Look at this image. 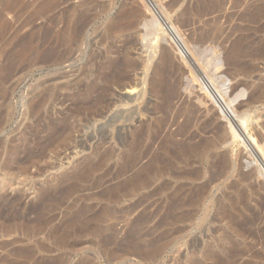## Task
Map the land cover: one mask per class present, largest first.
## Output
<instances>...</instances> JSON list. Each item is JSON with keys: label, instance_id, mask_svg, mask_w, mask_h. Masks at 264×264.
<instances>
[{"label": "bare ground", "instance_id": "1", "mask_svg": "<svg viewBox=\"0 0 264 264\" xmlns=\"http://www.w3.org/2000/svg\"><path fill=\"white\" fill-rule=\"evenodd\" d=\"M210 1H212V0H210ZM210 1H208L209 4L211 3ZM224 1L225 0H219V4H220V2H224ZM238 1H240V0H238ZM260 1H262V0H260ZM0 2L2 4V6H1L2 8H0V44L5 42V43H7L6 45H9L8 42L13 43V41L16 37L15 36L14 38H11V39L9 38L10 40L9 39L7 40V35L10 33V29L12 28L10 22L8 21L9 19L8 20L6 19L7 13L9 14V13L18 11L21 14L23 12L26 14V12L28 11L27 13H29L30 12L29 10L31 9L30 18H29L31 21H34L37 19L45 20L44 24L40 28H34L28 35H26L25 37H22L20 40L17 41L15 46L20 48L18 51H15L16 48L14 49L13 47L12 48L14 49L13 51H15V53H13V51L9 52V50L6 49V50H8L7 51L8 53L6 52L7 55L4 54L5 55V62L3 61V64L4 63L5 64L2 67H0V102H2V104H3L4 96L6 95V91H7L8 87H10L9 84L11 83L12 76L14 75L13 74V72H14L13 68L15 69V67H16L15 64H17L19 62L21 63L22 61H25L26 63H28L27 65L29 67H31V69H32V67H37V69L41 68L40 70H42V68L43 69L44 68L46 69L47 67L49 68L50 66L64 67L63 65H65L67 63H73L74 61H76L78 59L77 57L79 55L82 56L84 54L83 46H85V45L87 46V42H88L87 41V33H89V28L93 25L92 23L94 21L93 20L94 16L90 15V11H92L96 7L92 8V10L89 11V9L83 8L86 6L83 4V6L81 5L83 9L80 8L78 5L79 9H77V7H76V9L74 7H69L65 11L62 10V12H60V13H58L59 11L57 13H55L56 10L61 5L65 4V2H67V1H65V0H36V1H34L35 4H33V5L31 4L32 3L31 0H30L31 3L30 2L25 3L24 0H0ZM86 2H88V0ZM132 2L135 3V1H132ZM149 2H151L150 5L149 6L146 5V7L143 9H145L148 14L153 13L155 15V12L156 11L158 12V10H159V4L158 5L155 4L153 0H149ZM206 2H207V0H206ZM257 2H258V0H257ZM134 3L132 5H138V4H134ZM216 3H218V1ZM226 3H228V1ZM239 3H241V2H239ZM247 3H245V4H247ZM87 4H89V2ZM140 5L138 6L139 9L141 7ZM172 5L174 6V4H172ZM103 6H104V4H103ZM124 6H127V5L126 4L122 5V7H124ZM213 6H214V4H213ZM136 7H134V8L132 7V9H130V10H124V8H123L122 9L123 11L119 12L116 16H109L108 17L110 19V21L108 23H106L105 27L102 29L101 34L99 35L100 42L104 46L106 44V48L104 51H102V53H98L99 52L98 51L97 53L95 52V54H94V52H93V54H92L91 51L95 50V49H92L90 51L92 55H89V57L87 56L89 59V63L87 65L85 64L86 66L84 67V69H82V71H81L82 73L79 77H77L73 82H69V83L62 85V86L53 85V86H50L48 88L46 87L45 89L41 90L40 93L34 97V99L30 100V102L32 101L30 103V105L32 106L31 107L32 108L31 117L37 116L38 121L36 119H35V121L38 124L35 123V126H32V125H34V124H32L31 125L32 127L29 128L27 130V132H24L22 135H20L19 139H17L16 141L11 140L9 144H7V142L3 143V141L1 142L2 144L0 143L1 144L0 145V150H1L0 151L1 152L0 157L1 158L3 157L1 168H0L2 175H3L2 179L0 181V230L4 236L11 237L12 234L15 233V231L21 229L22 236L25 239H34L35 237H37L39 235L45 234L46 230H48L49 226H51V223H53V221L56 220V219L50 220L49 218H48L49 220L48 219H42V217H45V216L38 215V216H36L34 221L39 216L41 217L40 219H42V220H39V221L37 220V222L31 223V224L29 222H27L30 219L27 220L25 217L24 218L27 221H24L23 224H19V222H21V221H19L20 219L18 220V218L17 219L15 218L16 220L19 221L18 224H14L13 223L14 217L12 219L9 218L10 220L8 219V223L3 221V219H6L5 217L7 216L6 211H8L9 213L12 212L11 210L13 209L12 208L13 204L15 202H17V201H14L17 199H12V197L8 193L3 192V189H5V187L12 188V186H13L12 181H13L15 173L18 172L19 174H22V175L27 174L29 169L31 168L30 165H34L36 162L40 163L42 160H44V158H46L47 154L51 150H53V149L55 150V147L65 146L66 143L68 144V141L71 140V138L73 139V137H71L72 134H73L72 136H74L73 132H75V131L77 132L78 129L81 128L79 125V123L81 121L83 123V121L89 122L91 120L98 119L99 117L104 118L105 113L110 111L111 109L119 107V106L128 105L129 101H131V99H130L131 97L130 98H128V96L126 97V94H125L126 98L120 97L118 95H121L122 93L118 94L117 91H119V92L129 91L130 93L134 94V92L139 88L140 81H138L136 78V80L139 82V84H137L136 83L137 81L132 76L135 77L138 70L140 71L141 64H140V62L136 61V60H138V59H135L136 56L134 58L132 56V54H135L134 51H136V50H134L133 53L131 51V50H133L132 48L134 47V45H137V44H135L134 40H136V41H138V40L137 39L132 40V38H131L130 39L131 41H130L126 37H128V35H131V34H128L127 36L125 35V34H127L126 32H130L132 30H134L133 32H137V30H138L136 28V26L138 24V20L141 18L142 12H140L138 7L137 8ZM142 7H144V6H142ZM176 7H177V5H176ZM188 7H190V6H188ZM200 7H201V5H200ZM233 7H234V5H233ZM111 8H112V5H111ZM238 8H240V7H238ZM209 9H212V8H209ZM223 9H224V7H223ZM172 10H173V8H172ZM219 10H221V8ZM141 11H143V10H141ZM189 11H190V9H189ZM214 11L216 12V10H214ZM117 12H118V10H117ZM211 12H212V10H211ZM188 13L189 12H187V14ZM207 13H209V12L207 11ZM164 14L161 13L162 16ZM227 14H228V12H227ZM244 14H245V12H244ZM244 14H242V15H244ZM246 14L250 18L249 21H255L256 22V20L263 19L264 18V6H262V4H261V6L257 5L256 8L252 9V11L249 10ZM19 16L15 17L16 20H17V18H18V20L21 19V18H19ZM106 16H108V15H106ZM166 16H170V13H169V15L167 14ZM233 16H234V14H233ZM25 17H27V14ZM147 17H148V15H147ZM152 17H151V20L148 19L146 24L143 23L144 19H143V21L141 19L143 24L140 23L141 25H139V27L142 26V28H143L146 25L145 28H147V30L145 28H143V29H145L146 34L142 35L141 39L143 38L146 41L147 37L149 38L150 37L149 35L152 34V32L155 31L157 28V30L159 29V31H157V32H160L163 34L168 33L170 36L175 38V40L177 39V41H178L179 37L176 36V33H177L176 31H178L179 29L176 30L174 27H171L170 26L171 21H170V25H169L168 18L161 17V21H162V25H161L160 23L156 22L157 20L155 21L154 19H152ZM155 17H156V15H155ZM189 17H188V19H189ZM245 17H246V15H245ZM216 18L217 17H215L214 19H216ZM25 19L26 18H24V20ZM29 19L27 18V20L23 23V26H26L29 24V22H28ZM146 20L147 19H145V21ZM14 21H15V19H14ZM181 21H183V20H181ZM191 21H190V23H191ZM19 22H20L19 24L21 25L22 24L21 20ZM195 22H196V20H195ZM218 22H216V23H218ZM222 22H223V20H222ZM227 22L228 21H226V23ZM15 24H17V23H15ZM181 25H182V23H181ZM98 29H99V27H98ZM135 29H136V31H135ZM216 29H218V28H216ZM12 30H15V28H13ZM95 30H97V29H95ZM174 30H176V31L174 32ZM146 31H151V32H149L150 34L148 35V32H146ZM180 31H182V30H180ZM261 31H262V29H261ZM15 32L13 34H15ZM11 33H12V31H11ZM94 33H96V32H94ZM25 34H27V33H25ZM153 34L156 35L155 32H153ZM209 34H207V35H209ZM135 35H137V34H135ZM139 35H137V36L139 37ZM197 35H198V33H197ZM151 36H153V35H151ZM203 36H201L202 39H203ZM223 36H224V34H223ZM225 36H227V35H225ZM228 36H229V34H228ZM230 36H232V35H230ZM8 37H12V34H11V36H8ZM131 37H134V35L132 34ZM95 38L96 37H94V39H93L94 41H95ZM141 39H139V40L141 41ZM204 39H205V37H204ZM244 39H243V41H244ZM5 40H7V41H5ZM155 40H157V39H155ZM237 40H238V38H237ZM109 41H111V42H109ZM91 42H93V41H91ZM107 42H109V43H107ZM239 42H242V40ZM136 43H138V42H136ZM152 43H153V41H152ZM161 43H163V42H161ZM89 44L91 45V43H89ZM97 44H98V42H97ZM118 44H121V47H119ZM143 44H145V43H143ZM91 46H92V48L94 47V45H91ZM104 46H102V47H104ZM231 46H233V45H231ZM234 46L235 47H233L234 49H233V53H232V55H234V59L230 58V57H232L231 55L229 56V58L232 59V61L235 60L234 62H232L233 64L238 65V63H236V62H238L239 59L244 55L245 45L243 47L242 43H237L236 45L234 43ZM246 46H248V45L246 44ZM147 47H149V46H147ZM162 47H165V46H162ZM186 47L187 46H185V48ZM138 48L139 47L137 46L136 49H138ZM246 48L249 49V47H246ZM263 49H264V47H263ZM166 50H168V49H166ZM195 51H196V49H195ZM254 51H255V49H254ZM90 52H89V54H90ZM229 52H227V53H229ZM2 53H3V51H2ZM261 53H263V52H261ZM252 54H250V56ZM247 56H249V55H246V53H245V57H247ZM254 56H256V54ZM144 57H146V56H144ZM149 58H150V56H149ZM158 58H160V61L157 64L155 63V66L153 68V72L151 71L152 75L150 76V79L147 78L149 80V82H148L149 83V88H148L149 90L148 89L147 90L149 91L151 96L155 97L157 102L155 103L154 106L152 103L153 109L150 108V111L148 110L149 108H146V110L143 112L141 111V115H143V116L145 115V112L149 113L151 115V118H153L154 122L149 124L148 122L146 123L145 121L144 122L139 121L138 122L139 126L137 128H135L134 130H132V132L130 131L131 132L130 134L127 131L126 132L127 134L123 135L121 132H119V133H117L116 137L113 136L112 139H116L118 144L121 146L122 151L120 154H118V152H117L119 150H117V151L114 150V147H109V148L104 149L105 146L107 144H109L110 133L108 132L109 135L107 134V132L103 133V135H101L102 136L101 143L98 145V147L96 149H94L91 152V154H89L81 163L77 164V166H75L70 172H66V173L62 174L59 182H57V183H59V186H55L52 189L48 188L47 191L43 195H40V197L37 198V201L40 204L44 205V204L48 203L47 205H49L51 200H50V202L48 200L50 198L52 199L54 194H56V191H58V190L59 191L61 190V192H59V193L60 194L62 193L64 200L67 198L71 199L70 197H72L77 192L79 193V191H80L79 189L81 187L80 183H82V182H86V183L89 182L90 186L93 187V189H95L96 187H98L104 183H107L109 177H112V180L113 179L117 180L118 178L124 177L128 173L132 172L134 174L131 175V178L129 177L130 179L128 178V181H126L125 183H120V184L118 183V185L111 187L110 189H107V191H103V193L100 194V196L97 199L100 202L105 201L107 203L106 206H100L99 208L96 207V209H95V207L92 208V206L90 208H88L87 206H82L81 208H78V209L72 211L71 214L66 215L65 218L61 222H59L58 224L51 227V229L48 231V234H46V235H48V237L51 240H53V244L55 247V249L53 248L54 250L52 248H48L49 246L46 247V246L41 245L40 243L38 244V247L43 251H47V253L58 252V251H63L65 249H67V247L70 243V240L72 238H82V239L87 238V239H89V243H93L94 241H97L94 245L95 246L97 245L99 247V251L102 252L101 254L105 253L109 256V263L110 264L117 262V261L123 262V261H126L132 257L142 259L145 261H149V262L150 261L155 262L157 259H159V257L169 247H171L173 249L177 245H179L183 240H185V238L188 236V234H190L189 230L193 226H197L199 228H202L206 224H211V225L213 224L215 226V227H213V228H215L214 230H212L211 228H209V229L207 228L208 232H210V235L207 237V239L204 236L205 239L203 241H201L200 239L197 240L196 238L194 239V241L192 240L193 242L190 243L191 244L190 246H188L189 247V256H188V252H187L188 258H186V262L183 263L182 260H180V263L182 262L183 264H264V227H259L258 229H253L252 225L255 224L260 219V216H259V214L257 215L256 214L257 212L255 213L251 209V207L249 206V202L251 201L252 196L253 195L255 196L257 194V186H255L251 183L252 176H254L253 178H256L255 177L256 175H254L256 172L254 174H251V175H249V174L247 175L245 173H244V175H241V173H240V176H238V178L236 177L237 180L235 182L231 183L229 186H225L226 191L221 192L222 196L220 198L217 196L215 197V191L220 190V188L222 186L221 181L222 180L226 181V179H228L230 177V175L235 171V166L229 157L230 155L228 156L229 153L221 152V149L223 148V146L225 144H227V143L230 144L229 142H232V141L233 142L231 144L235 143L234 142V134H233V132L229 131L230 129L228 130L224 125H222V123L219 122L217 114H213L210 117L199 116V114L201 115L202 112L200 113V111L198 109H196V107L193 106V104L188 105V103H187L188 106L183 105V106H180V108L178 110H176L175 116L173 118L174 121H172V122H174V124H173V126L171 125L172 127H175V125H177L176 126L177 128L175 127L176 128L175 131L174 132L170 131L165 136H163L162 133H163L166 125L168 124L167 123L169 121L168 118H169L170 114L174 112V110H173L174 109V103L176 101L180 102L181 94L179 93V88H178L179 82H178V79L176 78V74L178 73L177 68L179 69V67H177L178 65L177 66L175 65L171 55L167 51H163L161 57H158ZM3 60H4V58H3ZM84 60H85V58H84ZM193 60H194V58H193ZM208 60H210V59H208ZM215 61H217V60H215ZM224 61H226V60H224ZM216 63H218V61ZM245 63H247V61ZM219 64L220 63H218V65ZM27 65H24V66L28 67ZM240 65H241V63H240ZM243 65L246 66L245 64H243ZM142 66L144 68V65H142ZM229 66H231V65L229 64ZM69 67H71V66H69ZM80 67H81V65H80ZM237 68H239V67L237 66ZM237 68H235V69H237ZM55 70H56V68H55ZM242 70H243V68H242ZM142 71H143V69H142ZM244 71L246 72L245 69H244ZM200 72H202V71H200ZM200 72H199V75H200ZM73 73H75V72H73ZM133 74H135V75H133ZM219 74H221V73H219ZM240 74H241V72H240ZM61 75H63V74H61ZM204 75H205V73H204ZM186 76H188V75H186ZM221 76H223V75H221ZM228 76H227V78H228ZM241 76H242V74H241ZM202 77H203V75H202ZM210 77H211V75H210ZM210 77H209V79H210ZM138 79H140V78H138ZM144 79H143V81H145ZM53 81H54V79H53ZM216 81L218 83V85L216 87L217 91L214 90L215 87H214V89L212 88V85H215L216 83L215 84L213 83L210 86L211 92L209 91L210 89L209 90L206 89L207 87H205L204 89L208 90V92L211 93L209 95H211V97L213 99H215L220 105L224 106L223 101H222V97H224L223 92L226 89V81L227 80L226 81H224V80L218 81L216 79ZM48 82H46V83H48ZM203 82H202V84H203ZM44 83L45 82L43 81L42 85H44ZM142 85H144V84H142ZM40 86H41V84H40ZM140 86H141V84H140ZM242 86H243V84H242ZM263 86H258L256 93L255 94L252 93L254 95H251L252 96L251 98L249 97L250 100L248 102H246L247 104L245 105V108L254 107V105L257 104L258 102H260L262 99L264 100V87ZM237 88H236V91H237ZM184 89L186 90V88H184ZM233 89H234V87H233ZM9 90H11V89H9ZM65 90H68V93L70 91V93L69 94L67 93V95L61 94V92H64ZM142 91H143V89H142ZM228 91H229V89H228ZM228 91H226V92H228ZM132 94H131V96H133ZM183 94H184V92H183ZM237 95H239V94H237ZM238 97H240V96H238ZM230 98H232V97H230ZM233 99H234V97H233ZM233 99H231L232 102H233ZM58 100H60L62 105H64V104L67 105L66 104L67 102H69L70 104L67 105L68 109L65 112L66 114H61L58 116L59 113L57 115L55 113H53V115L55 114V116H56V118H54L55 116L52 117L51 112L49 110V107H51V105H52L51 103H56V102H58ZM215 100H213V101H215ZM225 100H227V99H225ZM118 103H120V105H118ZM218 103H217V105H219ZM243 103H245V102H243ZM261 104H263V103H261ZM53 106H54V104H53ZM57 106H58V104H57ZM148 106H146V107H148ZM229 106L230 105H228V107ZM135 107L136 106H134L133 108H135ZM124 108L126 109V107H124ZM133 108L131 107L130 108L131 110L128 111L130 114H131L130 111H132ZM2 109L3 108H1V103H0V110H2ZM125 109H123V110L126 111ZM58 110L60 111V109H58ZM64 110H65V108H64ZM117 112H119V111H117ZM227 112H228V110H227ZM249 112L246 109V111L244 113L248 114ZM1 113L3 114V112L0 111V120L2 119ZM112 113H114V112H112ZM120 113H122V112H120ZM126 113H127V111H126ZM114 114H116V113H114ZM118 114L119 113H117L116 115H118ZM123 114L120 115V117H118V119L116 118L117 117L116 116L115 121H112V122L110 121L111 123L109 122L110 124L109 123L107 124V125H109L108 127H112V128L116 127L115 123L117 121L121 122L122 119H124V121H127V123H128V121H131V120L135 121L134 116L138 115L136 111L133 112V114H131V116H129V117H125ZM126 116H128V114ZM138 117H139V115L137 116V119H138ZM241 117H242V114H241ZM111 118L113 119V117H111ZM148 119H149V117H148ZM180 119H183V121L179 122ZM33 120H34V118H33ZM31 122H32V120H31ZM231 122H233L234 126L237 129V132L239 133V134H237L238 138L243 136V139L246 141V137L244 138V134H242V131H241L242 128L240 130V127L238 126V124H236V122L234 121V119H232V117H231ZM244 122H245V120L242 123L244 124ZM123 123H125V122H123ZM91 124H92V122H91ZM131 124H132V122L130 123V125ZM259 126H260V130L255 132V134L253 135V138H254V142L258 146L257 148H259V151H260L261 146H259L258 143L260 144V140L262 141V135L264 137V123L261 125L259 124L258 127L256 125L257 128H259ZM118 127H120V126H118ZM195 127H197V130H194ZM0 129H1V127H0ZM107 129H110V128H107ZM118 131L123 132V128L118 129ZM107 135H108V137H107ZM247 136H248V134H247ZM99 137H100V135H99ZM250 138H252V137H250ZM254 142H253V144H254ZM97 143H99V142H97ZM244 143H246V142H244ZM67 144H66V146H67ZM155 144H157V146H158L156 151L153 150V146ZM111 145H112V142H111ZM248 146L250 147V144ZM252 147L253 146L251 144V152H253V155L255 157L254 159L257 160V163L259 164V168L261 170L260 176L262 175L261 177H263L264 176V151L262 150L263 147L261 148V150H262L261 151V157L256 152L257 148H255V150H254V147L253 148ZM56 149H58V148H56ZM60 149H63V147ZM144 160H147V162L139 168V166L141 165V163ZM115 161L118 162V164H120V165H119V168L117 169V171L115 172V174L113 175L111 173V170L110 169L108 170V167L111 163H113ZM116 167H118V166H116ZM259 168H257L256 170L258 171ZM242 169H241V171H242ZM113 171H114V169H113ZM258 172H260V171H258ZM260 176H259V178H260ZM123 181H124V179H123ZM172 182L175 184L178 182H183V184H181L179 186H174V184ZM219 182H221V183H219ZM153 184L155 186L157 185V187H155L156 189H154V191H152L153 193L150 192L148 195L144 196V200L145 199L149 200L151 198L157 199L156 200V203H157V205H156V207H157L156 213L157 214L156 215H159V221L157 223V229L166 228L165 231L160 233L161 234L160 238L157 240H153V238L150 241L143 240L145 237L151 236V234H152V233L149 234V232L145 233L144 229L141 228L143 225H145L144 228L147 225H149L148 221L150 220V216L149 215L147 216V214H146V216L142 215L138 219L136 218V221L134 220L135 221L134 223L130 222L131 224H128V226H127L129 228L128 232L125 234V236L123 238L120 239V232H118V230L116 229V225L114 223H111V222L114 219L119 221L120 218H115V214L117 212H123V211H116L115 212L114 209L112 208L113 206L111 207V205H115V206L121 205L125 201V199H127L129 197H134L137 193L150 189ZM44 185H41L40 188L42 189V187ZM64 185H65V188H61V186L64 187ZM35 189H36V187H35ZM84 191H87V189ZM5 192H7V191H5ZM81 196H82V194H81ZM257 196H258V194L256 195V198H260L259 196L258 197ZM22 197H24V196H22ZM261 199H258V200H261ZM46 201H48V202L45 203ZM53 201L51 203H53ZM58 201H60V199ZM250 203H252V202H250ZM255 203H256L257 207H260L259 206L260 204L259 205L257 204L258 201ZM62 204H61V206H62ZM139 204L140 203L137 202L133 206V210H135L139 206ZM39 205H36V207ZM262 206H264V205H262ZM16 207H18V205ZM46 207H49V206H46ZM33 208L34 207H32V209ZM49 208H51V207H49ZM73 208H76V205L73 206ZM43 209L46 210L45 208H43ZM43 209H41V210H43ZM146 209H148V208H146ZM13 211H14V209H13ZM21 211H23V209L18 211V212H20V214H16V215H19V217H22ZM12 213H14V212H12ZM150 213H148V214H150ZM45 214L47 215V213H45ZM45 214H43V212H41V215H45ZM262 214H264V213H262ZM12 216L13 215L11 214V217ZM261 221H262V219H261ZM147 222H148V224H145ZM251 226H252V228H251ZM145 229H147V228H145ZM157 229H156V231H157ZM203 229H205V228H203ZM156 231H154V232H156ZM154 232H153V234H154ZM192 232H194V231H191V233ZM202 232H204V231H202ZM158 236H157V238H158ZM154 239H155V237H154ZM41 241L42 240L40 239L39 242H41ZM18 242L20 243L21 240H18V241L15 240V242L13 244L14 245H15V243L18 244ZM187 245H189V243ZM258 245H261L260 246V248L262 247L261 250L257 249V248H259V247H257ZM0 246L7 248V246L5 247L2 244ZM90 246H93V245L91 244ZM28 248L30 250L27 248L26 249L17 248V251H15V253L23 259V261H21V263H19V264H28L29 262H34L33 264H66L67 263L66 259H62L66 256L65 254H63L64 256L62 258H60L59 260H55L52 263H50L47 260L46 261L49 263H47L45 261L43 263H41L40 260L35 261L33 251L31 250L32 248L31 247H28ZM2 250H4V249H2ZM61 254H62V252H61ZM181 258H179V259H181ZM2 262H4L3 259H2ZM9 263H12V262H9ZM81 264H95V262L91 261L90 259L88 260L85 258V260L81 261Z\"/></svg>", "mask_w": 264, "mask_h": 264}, {"label": "rangeland", "instance_id": "2", "mask_svg": "<svg viewBox=\"0 0 264 264\" xmlns=\"http://www.w3.org/2000/svg\"><path fill=\"white\" fill-rule=\"evenodd\" d=\"M34 1H36V0H33V1L31 0V2H32L31 3L30 0H28V1L27 0H24L25 3L26 2L27 3L30 2L32 5L35 4ZM65 1H67V2H65V4L61 5L56 10L55 13H57L58 11H59L58 13H60V12H62V10L65 11L69 7H74L75 9L77 7V9H79L78 8V5H79L80 8H82L83 4L86 5L83 8L89 9V11L92 10V8L96 7L92 11H90V15L94 16L93 17V20L94 21L92 23L93 25L89 28V33H87V41H88L87 42V46L86 45L83 46L84 54L82 56L79 55L77 57L78 59L76 61H74L75 63L74 62L73 63H67V64L63 65L64 67H53V66H50L49 68L48 67L46 69L44 68L45 70L43 68H42V70H40L41 68H38L37 69V67H32V69H31V67H29L27 65L28 63H26L25 61H22L21 63L19 62V63L15 64L16 67H15V69L13 68V71L15 73L13 72L14 75L12 76L11 83L9 84L10 87H8V89L6 91V95L4 96L3 104H2V102H0L1 103V108H3L2 110H0L1 112H3V114L1 113L2 119L0 120V127H1V129H0V143L3 141V143H6L7 142V144H9L11 140L12 141H16L17 139H19V136L20 135H22L24 132H27V130L29 128H31L32 126H35V123H37L35 121V119L38 121V119H37L38 117L37 116L31 117V114H32V108L31 107L32 106L30 105V103L32 101L30 102V100L34 99V97L37 96L40 93L41 90L45 89L46 87L48 88L50 86H53V85L62 86V85H65V84H67L69 82H73L77 77H79L81 75L82 69H84V67L89 63V59H88L89 55H92L93 52L95 54V52L97 53L98 51H99L98 53H102V51L105 50L106 44L104 46L100 42L99 35L101 34L102 29L105 27L106 23H108L110 21V19L108 18L109 16H116L119 12L123 11L122 10L123 8H124V10H130V9H132V7L133 8L136 7V6L138 7L140 4H141L140 5L141 7H140V9L138 7V9H139L140 12H142L141 13L142 15H141V18L138 20V24L136 26V28L139 31L137 30V32H133L134 30H132L130 32H126L127 34H125V35L127 36L128 34H131V35L133 34L135 38L134 37H131V35H128V37H126V38H128L129 40L131 38H132V40H134V39H137L138 40V41L134 40L135 41V44H137V45H134V47L132 48L133 50H131V51L133 53V51L136 50V51H134L135 54H132V56H133V58L135 56L137 57V58L135 57V59H138L136 61L140 62L141 66H140V71L138 70V72L136 73V76L137 77L136 76L135 77L132 76V77L135 80L137 78V80L140 81V84H141L142 87L140 86L139 82L136 80L137 82L136 81L135 82L137 84H139V88L134 92V94L130 93L129 91H122V92L117 91L118 94H121L122 93L121 95H118L117 94L118 96L123 97V98H126L127 96H128V98L131 97L130 99H131L132 102L129 101V104L128 105L119 106V107H116V108L111 109L110 111H108V112L105 113L104 118L99 117L98 119L91 120L89 122L88 121H83V123L81 121L79 123V125H80L81 128L79 127L80 129H78V131L79 130L80 131L79 132L78 131L77 132L76 131L73 132L74 133V136H72L73 134L71 135V137H73V139L71 138V140L68 141V144L66 143L67 146L65 144V146L55 147V150L56 151L54 149L51 150L53 153L50 151L47 154L46 158H44V160H42L40 163L39 162H36L34 165H30L31 168L29 167L30 169H29V171H28L27 174L22 175V174H19L18 172L15 173L14 178H13V181H12V183H13L12 188L5 187V189H3V192L4 193H8L12 197V199H17V200H14V201H17V202H15L13 204V207H12L14 209V211H13V209L12 210L10 209L15 214L12 213V212L9 213L8 211H6L7 212V216L5 217L6 219H3V221H5V222L8 223V219L9 218L12 219L13 217H14V219L15 218L16 219L18 218V220L20 219L19 221H21V222H19L18 220H16V219L14 220L13 219V223L14 224H18V222H19V224H23L24 221H27L28 219H30V220H28L27 222H29L30 224L31 223H34V222H37V220L39 221V220L48 219V218L50 220L51 219L52 220L53 219H56V220L53 221V223H51V226H49V229L46 230V233L45 234L39 235V236H37L38 238L35 237L34 239H25L22 236L21 229L17 230L18 232L15 231V233L12 234L11 237L4 236L3 233L0 230V245L2 244L5 247L7 246V248H4V247L0 246V264H8L9 262H12V263H9V264H17V263L19 264V263H21V261H23V259L21 257H19L15 253V251H17V248H19V249H23V248L24 249H26V248L29 249L28 247H31L32 248L31 250L33 251V254H34V257H35V261L36 260H40L41 263H43L44 261L45 262L49 261L50 263H52L53 261L59 260L60 258H62L64 256L63 254H65L66 256L64 258H62V259H66V261H67L66 264H81V261L85 260V258L88 259V260L90 259L91 261L95 262V264H110L109 263V256L107 254H105V253L101 254L102 252L99 251V247L97 245L96 246L94 245L97 241H94L93 243H89V239H87V238H83V239L82 238H72L70 240V243H69L67 249H65L63 251L51 252V253H47V251L41 250L38 247V244L40 243L43 246H46V247L49 246L48 248H52V249L54 248L55 249L54 244H53V240H51L48 237V235H46V234H48V231L51 229V227H53L54 225H56L59 222H61L65 218L66 215L71 214L72 211H74V210H76L78 208H81L82 206H87L88 208H90L92 206V208L95 207V209H96V207L99 208L100 206H106L107 203L105 201L104 202H100L97 199L100 196V194H102L103 191H107V189H110L111 187H114V186L118 185V183L119 184L120 183H125L126 181H128V178L129 177L131 178V175H133L134 173H132V172L131 173H128L124 177L118 178L117 180L116 179H113L112 180V177H109L107 183H104V184L96 187L95 189H93V187L90 186L89 182L88 183L82 182V183H80L81 184L80 185L81 187L79 189L81 192L79 191V193L77 192L76 194H74L72 197H70L71 199H69V198L65 199L66 201L63 199L62 193L61 194L59 193V192H61V190L60 191L59 190L56 191V194L57 195L54 194L53 198L52 199L50 198L48 200L49 202H50V200H51V202L54 200L53 203L50 202L49 205H47L48 204L47 203L48 201H46L45 203H47V204H44V205L38 203L37 198H39L40 195H43L47 191L48 188L49 189L50 188L52 189L55 186H59V183H57V182H59L62 174L66 173V172H70L75 166H77V164L81 163L89 154H91V152L94 149H96L98 147V145L101 143V138H102L101 135H103V133L107 132L108 135L110 133V136H109L110 137L109 144H107L104 149L109 148V147H114V150H116V151L119 150L117 152H118V154H120L121 151H122L121 146L118 144V142L116 141V139H112L113 136L116 137L117 136V133H119V132H121L123 135L124 134H127L126 133L127 131L130 134L132 132V130H134L135 128H137L139 126V124H138L139 121H143V122L145 121L146 123L148 122L149 124L154 122L153 118H151V115L149 113L145 112V115L143 116V115H141V111L142 112L145 111L146 108H149L148 110L150 111V108L153 109V106L157 102V100L155 99V97L151 96L150 93H149V91H148L149 90L148 89L149 88V83H148L149 80L148 79H150V76L152 75V72H153V68L155 66V63L157 64L160 61V58H158V57H161L163 51H167L171 55V57H172L175 65L176 66L178 65L177 67H179V69L176 67L177 70H178V73L176 74V78L178 79V82H179L178 83L179 84L178 85V88H179V93L181 94V96H180V102L176 101L175 102L176 104L174 103V109H173L174 112L170 114V116L168 118L169 121L167 122L168 123L167 124L168 126L166 125V127H165L162 135L165 136L170 131H173V132L175 131V129L177 128L176 127L177 125H175L176 128L175 127H172L173 124H174V122H172V121H174L173 118L175 116L176 110H178L180 108V106L187 105V103H188V105H192L193 104V106H195L196 109H198L200 111V113L202 112L201 115L199 114V116H202V117L208 116V117H210L213 114H217V117L219 119V122L222 123V125H224L228 130L230 129L229 131L230 132H233V134H234V142L235 143L234 144H231L233 142L232 141V142H229L231 145L228 144V143L225 144L223 146V148L221 149V152L229 153L228 156L230 155L229 157H230L231 161L233 162V164L235 166V171L230 175V177L228 179H226V181L225 180H222L221 181L222 183L219 182V183L222 184V186H221L220 190H216L215 191V197L217 196V197L220 198L222 196V193L221 192H225L226 191L225 186H229L231 183L235 182L237 180L236 177L238 178V176H240V173H241V175H244V173L247 174V175L248 174L251 175V174H254L256 172L254 174V175H256L255 176L256 178H253L254 176H252L251 183L253 185L257 186V194H258V196L260 198H256V195L257 194L255 196L253 195L252 196V199L253 200L251 199V201H250L252 203L249 202V206L251 207V209L255 213L257 212L256 213L257 215L259 214V216H260V219L257 221L258 223L257 222H256L257 224L255 223L257 226L255 224L252 225L253 226V229H258L259 227H264V214H262V213H264V206H262V205H264V184H263L264 183V176L263 177H261L262 175L260 176L261 170L259 168V164L257 163V160L254 159L255 157L253 155V152H251V144L254 147V150H255V148L258 147L256 145V143L254 142L253 135L255 134V132H257V131L260 130V126H259V128H257L258 125L259 124L261 125V124L264 123V119H263L264 118V100L262 99L260 102H258L257 104H255L254 107L245 108V105L247 104L246 102H248L250 100V98L252 97L251 95H254L256 93L257 87L264 85V51H263L264 50L263 49V47H264V28H263L264 27V18L263 19L256 20V22H257L256 23L255 21H249L250 18H249V16L246 13L249 10L252 11V9H254V8L257 7V5H260L261 6V4H262V6H264V0H262V1L258 0V2H257V0H250V1L249 0H240V1H238V0H230V1L227 0L228 3H226L227 1L225 0L224 2H220V4H219V0H212L213 2L210 1V0H207V2H206V0H203V1L202 0H177V1L176 0H172L173 2L171 0H153L155 4H157V5L159 4V10H158V12L157 11L155 12L156 17H155V15L153 13L148 14L146 12V10L143 9V8L146 7V5H148V6L150 5L151 2H149V0H88L89 4H87L88 3V2H86L87 0H65ZM132 1H135V3L132 2ZM208 1H210L212 4L211 3L209 4ZM217 1H218V3H216ZM239 2H241V3H239ZM133 3L134 4H138V5H132ZM245 3H247V4H245ZM103 4H104V6H103ZM124 4H126L127 6L122 7V5H124ZM172 4H174L175 7ZM213 4H214V6H213ZM111 5H112V8H111ZM176 5H177V7H176ZM200 5H201V7H200ZM233 5H234V7H233ZM1 6H2V4L0 2V8H2ZM142 6H144V7H142ZM188 6H190V7H188ZM223 7H224V9H223ZM238 7H240V8H238ZM172 8H173V10H172ZM209 8H212V9H209ZM220 8H221V10H219ZM189 9H190V11H189ZM117 10H118V12H117ZM141 10H143L144 12L141 11ZM211 10H212V12H211ZM214 10H216V12ZM29 11H30L29 13H27L28 11L26 12L27 17H25L26 14L24 12L22 13L23 14L22 15L18 11L9 13L10 15L8 13L6 14V16H7L6 19L7 20L9 19L8 21L10 22V24L12 26V28L10 29V33L7 35V40L9 38L11 39V38H14L15 36L16 37H15L13 43L8 42L9 45H6L7 43H5V42H3V43L0 44V67H2L5 64V63L3 64V61L5 62V55H7L6 52L8 50L10 52V51H13L15 48H16L15 51H18L20 49L19 47H16L15 46V44L17 43L18 40H20L22 37H25L26 35H28L34 28H40L44 24L45 20H43V19H37V20L31 21L29 19L30 18L31 9ZM207 11L209 13H207ZM187 12H189V13L187 14ZM227 12H228V14H227ZM244 12H245V14H244ZM161 13H163V14L165 13L164 14L165 16L164 15L162 16ZM169 13H170V16H166L167 14L169 15ZM233 14H234V16H233ZM242 14H244V15H242ZM106 15H108V16H106ZM147 15H148V17H147ZM245 15H246V17H245ZM18 16L21 19L18 20V18H17V20H16L15 17H18ZM187 16L188 17L190 16L189 19H188ZM151 17L155 21L157 20L156 22L160 23L161 25H162L161 17L168 18L169 25H170V21H171V25L170 26L171 27H174L176 30L179 29L178 31L174 30V32L175 31L177 32L176 33V36L180 38V39L178 38V41L179 42L177 41V39L175 40V38H173L172 36H170L168 33L167 34L166 33L163 34V33L157 32V31H159V29L157 30V28H156L155 31H153V32H155L156 35H154L153 32H152V34H150L149 32H151V31H146V32H148V35L150 34L149 35L150 37L148 38L146 36L147 37V40L146 41L143 38L141 39L142 35L146 34L145 33V29L147 30V28H145L146 25L143 27L145 29H143L142 26H140L141 27L140 28L139 25H141L143 23L146 24V22L148 21V19L151 20ZM215 17H217V18L214 19ZM24 18H26V19L24 20ZM27 18L29 19L28 20L29 24L26 25V26H23V23L27 20ZM14 19H15V21H14ZM141 19H142V21L144 19V22L143 23H142ZM145 19H147V20L145 21ZM20 20L22 22L21 25L19 24L20 23L19 22ZM181 20H183V21H181ZM195 20H196V22H195ZM222 20H223V22H222ZM190 21H191V23H190ZM226 21H228V22L226 23ZM14 22L17 23V24H15ZM216 22H218V23H216ZM181 23H182V25H181ZM98 27H99V29H98ZM13 28H15V30H12ZM216 28H218V29H216ZM95 29H97V30H95ZM261 29H262V31H261ZM180 30H182V31H180ZM11 31H12V33H11ZM13 31L14 32L16 31L15 34H13L14 33ZM135 31H136V29H135ZM94 32H96V33H94ZM25 33H27V34H25ZM197 33H198V35H197ZM11 34H12V37H8V36H11ZM135 34L139 35L140 38L137 35H135ZM207 34H209V35H207ZM223 34H224V36L227 35V36H225L227 39L223 36ZM228 34H229V36H228ZM151 35H153V36H151ZM230 35H232V36H230ZM201 36H203V39L205 37V39L203 40ZM94 37H96L95 38V41L93 40ZM236 37L238 38V40H237ZM138 38L141 39V41ZM155 39H157V40H155ZM243 39H244V41H243ZM7 40H5V41H7ZM241 40H242V42H239ZM91 41H93V42H91ZM152 41H153V43H152ZM97 42H98L99 45L97 44ZM109 42H111V41H109ZM109 42H107V43H109ZM136 42H138V43L140 42V43L138 44ZM161 42H163V43H161ZM89 43H91V45H94V47L92 48V46ZM143 43H145V44H143ZM234 43H235V45L237 43H242L243 47L245 45L244 52L246 53V55H249V56L245 57V53H244V55L239 59V61L237 60L238 62H236V63H238V65L232 63V62L235 61V60L232 61V59H234V55H232L233 49H234L233 47H235L234 46ZM100 44L102 46H104V47H102ZM246 44L248 46H246ZM184 45L187 46L188 48L187 47L185 48ZM231 45H233V46H231ZM118 46L121 47V44H118ZM137 46L139 47L138 49H136ZM147 46H149V47H147ZM162 46H165V47H162ZM246 47H249V49L246 48ZM6 49H8V50H6ZM92 49H95V50H92ZM166 49H168V50H166ZM195 49H196V51H195ZM254 49H255L256 52L254 51ZM2 51H3V53H2ZM15 51H13V53H15ZM90 51L92 52V54H91ZM89 52H90V54H89ZM227 52H229L230 54L227 53ZM261 52H263V53H261ZM250 54H252V55L250 56ZM255 54H256V56H254ZM230 55L232 56V57H230L232 59L229 58ZM144 56H146V57H144ZM149 56H150V58H149ZM3 58H4V60H3ZM84 58H85V60H84ZM193 58H194V60H193ZM208 59H210V60H208ZM215 60H217L218 63H220V64L218 65V63H216L217 61H215ZM224 60H226V61H224ZM246 61H247V63H245ZM239 62L241 63V65H240ZM71 64L72 65L74 64V65L72 66ZM229 64L231 66H229ZM243 64H245L246 66H244ZM24 65H27L28 67H25ZM80 65H81V67H80ZM142 65H144V68H143ZM69 66H71V67H69ZM237 66L239 68H237ZM240 66L243 68V70H242V68ZM55 68H56V70H55ZM235 68H237L238 70L235 69ZM142 69H143V71H142ZM244 69L246 70V72L244 71ZM200 71H202V72H200ZM73 72H75V73H73ZM199 72H200V75H199ZM240 72H241L242 76H241ZM204 73H205V75H204ZM219 73H221V74H219ZM61 74H63V75H61ZM133 75H135V74H133ZM186 75H188V76H186ZM202 75H203V77H202ZM210 75H211V77H210ZM221 75H223V76H221ZM227 76H228V78H227ZM209 77H210L211 80L209 79ZM52 78L54 79V81H53ZM138 78H140V79H138ZM143 79L145 81H143ZM216 79L218 81H221V80L226 81L227 80L226 81V89L225 90L228 91V89H229V91L226 92L224 90V92H223V96L224 97H222V101H223L224 106L223 105H220L215 99H213L211 97V95H209L211 93L208 92L209 89H210L209 91L211 92V87L210 86L213 83L214 84L216 83V84L215 85H212V88L214 89V87H215L214 90L217 91L216 87H217L218 83H217ZM43 81L45 82L44 85H42L43 84ZM46 82H48V83H46ZM202 82H203V84H202ZM40 84H41V86H40ZM142 84H144V85H142ZM242 84H243V86H242ZM205 87H207L206 89H208V90L204 89ZM233 87H234V89H233ZM184 88H186V90ZM236 88H237V91H236ZM9 89H11V90H9ZM142 89H143V91H142ZM64 92H61V94L67 95L68 90H65ZM183 92H184V94H183ZM69 93H70V91H69ZM252 93H254V94H252ZM125 94H126V97H125ZM131 94L133 96H131ZM237 94H239V95H237ZM238 96H240V97H238ZM230 97H232V98H230ZM233 97H234V99H233ZM225 99H227L228 101L225 100ZM231 99H233V102L231 101ZM213 100H215V101H213ZM58 102H56L58 104V106H57L56 103H51L52 105L50 104L51 107H49V110L51 112L52 117L55 116V114L57 115L58 113H59L58 116L61 115V114H66L65 112L68 109L67 105L70 104L69 102H67L66 103L67 105H65V104L62 105V103L60 102V100H58ZM243 102H245V103H243ZM152 103H153V106H152ZM217 103L220 106L217 105ZM261 103H263V104H261ZM53 104H54V106H53ZM118 105H120V103H118ZM228 105H230V106L228 107ZM134 106H136L135 107L136 109L133 108ZM146 106H148V107H146ZM63 107L65 108V110H64ZM124 107H126V109ZM131 107L133 108V110L135 109L134 111L133 110L130 111L131 114H133V112L136 111L137 114L139 115L138 119H137V116L138 115H135L134 116V120L135 121L131 120V121H128V123H127V121H124V119H122L121 122L120 121H117L115 123V126L116 127H113V128L112 127H108L109 125H107V124L110 121L111 122L112 121H115L116 118L118 119V117H120V115H122L123 113H124L123 115L125 117L131 116V114L128 112L129 110H131L130 109ZM122 108L125 109L127 111V113ZM58 109H60V111ZM246 109L248 110V112L250 111L248 114L247 113H244L246 111ZM116 110L119 111V112H117ZM227 110H228V112H227ZM112 112H114L116 114L119 113V114L116 115V114H114ZM120 112H122V113H120ZM233 112L234 113L236 112V113L234 114ZM53 113H55V114L53 115ZM127 114H128V116H126ZM241 114H242V117L243 118L241 117ZM109 115L111 117H113V119L116 116L117 117L113 120ZM148 117H149V119H148ZM231 117H232V119H234V121L236 122V124H238V126L240 127V130L242 128L241 131H242V134H244V138L246 137V141L243 139V136H241V137L238 138V135L237 134H239V133L237 132V129L234 126L233 122H231ZM33 118H34V120H33ZM54 118H56V116ZM31 120H32V122H31ZM244 120H245V122H244L245 125L242 123ZM122 121L125 122V123H123ZM182 121H183V119H180L179 120V122H182ZM91 122H92V124H91ZM129 122L130 123L132 122V124L130 125ZM32 124H34V125H32ZM117 125L120 126V127H118ZM256 125H257V127H256ZM121 127L123 128V132L124 133L122 131H118V129H122ZM107 128H110V129H107ZM194 130H197V127H195ZM247 134H248V136H247ZM99 135H100V137H99ZM108 135H107V137H108ZM250 137H252V138H250ZM97 142H99V143H97ZM111 142H112V145H111ZM244 142H246V143L248 142V143L246 144ZM253 142H254V144H253ZM249 144H250V147L248 146ZM258 145L261 146L260 147V151H259V148H257L256 149V152L261 157V151L262 150L264 151V137H263V135H262V141L260 140V144L258 143ZM62 147H63V149H60ZM157 147H158L157 144H155L153 146V150L156 151L157 150ZM56 148H58V149H56ZM261 148H262V150H261ZM2 159H3V157L2 158L0 157V168H1V164H2ZM146 162H147V160H144L141 163V165L139 166V168L141 166H143ZM117 164H118V162L115 161V162L111 163L109 165V167H108V170L110 169L111 170V173L113 175L115 174V172L119 168V165L120 164H118V165ZM116 166H118V167H116ZM256 167L259 168L258 171H260V172H258L256 170L257 169ZM113 169H114V171H113ZM241 169H242V171H241ZM0 175H1L0 176V181H1L2 176H3L2 175V172H1V169H0ZM258 175L260 176L261 179L259 178ZM123 179H124V181H123ZM173 184H174V186H179V185L183 184V182H178L176 184L175 183H173ZM41 185H44L42 187V189L40 188ZM35 187H36V189H35ZM155 187H157V185L155 186L153 184L150 189L141 191V192L137 193L134 197H129V198L125 199V201L121 205H116V206L115 205H111V207L113 206L112 208L114 209L115 212L116 211H123L124 212V213L123 212H117L115 214V218H120V220L117 221L116 219H114L111 222V223H114L116 225V229L118 230V232H120V239L123 238L125 236V234L128 232V229H129L127 227L128 224L134 223L136 221V218L138 219L142 215L143 216H146V214H147V216L148 215L150 216V220L148 221L149 222V225H147L145 227L147 229L144 228L145 225H143L141 228L144 229V232L145 233L146 232H149V234H151V233L153 234V232L156 231V229H157V223L159 221V215H156L157 214L156 213L157 212V207H156V205H157L156 200L157 199L156 198H151L149 200L148 199L147 200L146 199L144 200V196L148 195L150 192L153 193L152 191H154V189H156ZM61 188H65V185H64V187L61 186ZM86 189H87V191H84ZM4 190L7 191V192H5ZM90 192L91 193L93 192V193L91 194ZM81 194H82V196H81ZM22 196H24V197H22ZM59 199H60V201H58ZM258 199H261V200H258ZM257 201H258L257 204L258 205L260 204L259 205L260 207H257V205L255 203ZM137 202H139L141 205L139 204V206L137 207L138 209L136 208L135 210H133V206ZM60 203L62 204V206H61ZM15 205L16 206L18 205V207H16ZM36 205H39V206L36 207ZM75 205H76V208H73V206H75ZM46 206H49L51 208L46 207ZM32 207H34V208L36 207V208L35 209L33 208L34 209L33 210ZM42 207L45 208L46 210H44ZM146 208H148V209H146ZM22 209H23V211H21L22 217H19V215H16V214H20V212H18V211H20ZM28 209L31 212L33 211L34 213L33 212L31 213ZM41 209H43L44 211L41 210ZM40 211L43 212V214L47 213V215L46 214L45 215H41V212ZM148 213H150V214H148ZM11 214L13 215L12 217H11ZM38 215L45 216V217H42V219H40L41 217L39 216L34 221V219ZM24 217L27 220H25ZM261 219H262V221H261ZM148 222L145 223V224H148ZM252 226H251V228H252ZM193 227L189 230V233L190 234H188V236L185 238V240H183L179 245H177L173 249L171 247H169L159 257V259H157L155 262H152V261L149 262V261H145V260H142V259H138V258L132 257V258L126 260V261H123V262L117 261V262H114L112 264H177V263L178 264H181L182 262L185 263L186 262V258H188V256H189V247L188 246L191 245L190 243H192L195 238L197 240L200 239L201 241H203L205 239V237L207 239V237L210 235V232H208V229L209 228H211L212 230L215 229V228H213V227H215L213 224L212 225L211 224H206L202 228H199L197 226H193ZM203 228H205V229H203ZM165 229L166 228H164V229H157V231L154 232L153 235L151 234V236L145 237L143 240L150 241L152 238H153V240H157V239L160 238V235H161L160 233H162L163 231H165ZM191 231H194V232L191 233ZM202 231H204V232H202ZM157 236H158V238H157ZM154 237H155V239H154ZM40 239L42 240L41 242H39ZM15 240L16 241L21 240V242L20 243L18 242V244L15 243V245H14L13 243L15 242ZM188 243H189V245H187ZM91 244L93 246H90ZM260 246L261 245H258L257 246V247H259V248H257L258 250L259 249L261 250L262 247L260 248ZM2 249H4L5 251L2 250ZM61 252H62V254H61ZM187 252H188V256H187ZM179 258H181V259H179ZM2 259H3L4 262H2ZM180 260H182L181 263H180ZM49 262H47V263H49ZM29 263L30 264H33L34 262H29Z\"/></svg>", "mask_w": 264, "mask_h": 264}]
</instances>
